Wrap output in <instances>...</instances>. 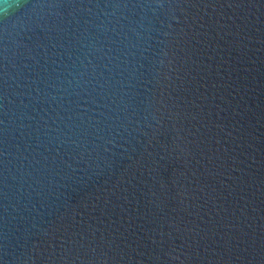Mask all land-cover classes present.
Returning <instances> with one entry per match:
<instances>
[{
	"label": "water",
	"instance_id": "water-1",
	"mask_svg": "<svg viewBox=\"0 0 264 264\" xmlns=\"http://www.w3.org/2000/svg\"><path fill=\"white\" fill-rule=\"evenodd\" d=\"M0 264H264V0H0Z\"/></svg>",
	"mask_w": 264,
	"mask_h": 264
}]
</instances>
